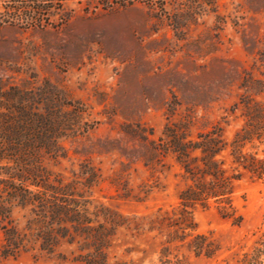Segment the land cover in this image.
Instances as JSON below:
<instances>
[{
    "label": "rangeland",
    "instance_id": "374dc122",
    "mask_svg": "<svg viewBox=\"0 0 264 264\" xmlns=\"http://www.w3.org/2000/svg\"><path fill=\"white\" fill-rule=\"evenodd\" d=\"M16 1L0 0V264H241L264 240V176L238 166L264 161L263 138L239 142L264 0H32L36 20ZM216 181L225 196L192 201Z\"/></svg>",
    "mask_w": 264,
    "mask_h": 264
},
{
    "label": "trees",
    "instance_id": "16d2710c",
    "mask_svg": "<svg viewBox=\"0 0 264 264\" xmlns=\"http://www.w3.org/2000/svg\"><path fill=\"white\" fill-rule=\"evenodd\" d=\"M18 3V7L16 10H24L29 14L26 18L30 20H36V15L40 14L42 11H47V9H43L39 4L34 3L32 0L27 1H16ZM28 3V4H27ZM30 3V5H29ZM38 19V18H37ZM243 89L249 93L246 98H244V118H246V122L242 130H245V136L241 137L240 141H252V137L255 136L257 140L264 139V102H249L251 96H261L264 94V82L263 81H252L248 80L244 82ZM240 133H238L239 136ZM238 142V143H239ZM242 143V142H241ZM243 144V143H242ZM242 148L241 144H238V151ZM195 149H199L201 153L205 156H211V150H207V145H201L196 147ZM186 149H183L185 152ZM250 161L246 162L244 157L238 152V166H242L244 169L248 170L251 174L256 176L257 178H261L264 176V161L257 160L256 158L250 156ZM245 161V162H243ZM256 164H259V168H256ZM184 170L186 173H189L188 166H184ZM218 171V170H216ZM214 176L216 180L217 178ZM224 184H221L220 181H216V183L212 182L209 185L201 184L197 185V190L192 191L193 197L192 201L201 202L208 198H221L226 195L224 192ZM264 240L257 242L255 247L252 249L250 253H247L243 256L241 260V264H264Z\"/></svg>",
    "mask_w": 264,
    "mask_h": 264
}]
</instances>
